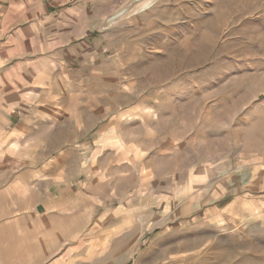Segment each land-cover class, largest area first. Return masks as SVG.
<instances>
[{
  "label": "rangeland",
  "instance_id": "1",
  "mask_svg": "<svg viewBox=\"0 0 264 264\" xmlns=\"http://www.w3.org/2000/svg\"><path fill=\"white\" fill-rule=\"evenodd\" d=\"M40 6L47 37L62 38L68 53L58 62L65 80L43 94L87 102L88 112L102 107L105 123L92 130L90 121L87 138L109 126L111 143L115 116L113 142L126 162L111 168L137 171L119 174L118 196L99 209L118 211L105 226L123 231L103 264L132 237L135 255L123 264H264V0H153L144 12L135 0ZM171 16L179 19L165 27ZM67 126L60 120L40 142L83 145ZM171 146L172 156L159 154ZM208 238L196 257L194 243Z\"/></svg>",
  "mask_w": 264,
  "mask_h": 264
},
{
  "label": "crops",
  "instance_id": "2",
  "mask_svg": "<svg viewBox=\"0 0 264 264\" xmlns=\"http://www.w3.org/2000/svg\"><path fill=\"white\" fill-rule=\"evenodd\" d=\"M40 10V0H0V264H103L104 253L112 250L123 231H116L115 224L105 226L117 220L118 211L99 209L118 196L119 174L127 177L137 171L132 167L124 175L125 171L111 168L124 161L120 144L113 142L120 139L115 116L109 118L111 143L103 140L109 126L87 138L90 121L95 125L92 130L105 123L103 108L88 112L87 102H63L43 94L65 80L58 62L65 64L68 53L62 38L47 37L51 20L38 19ZM178 19L171 16L165 27ZM73 106L82 115L71 112ZM60 120L68 125L67 138H72L74 129L77 138L87 139L83 145L68 143L57 149L40 142L46 138L43 132L53 138ZM171 148L159 154L172 156ZM135 161L133 155L127 159ZM149 175L158 178L153 172ZM215 232L217 239L226 238L222 231ZM134 241L132 237L117 248L121 262L118 257L111 264H123L130 254L134 256ZM210 241L194 243L196 257L207 252Z\"/></svg>",
  "mask_w": 264,
  "mask_h": 264
},
{
  "label": "bare ground",
  "instance_id": "3",
  "mask_svg": "<svg viewBox=\"0 0 264 264\" xmlns=\"http://www.w3.org/2000/svg\"><path fill=\"white\" fill-rule=\"evenodd\" d=\"M135 2L137 4V11L139 12L148 10L153 4V0H135Z\"/></svg>",
  "mask_w": 264,
  "mask_h": 264
}]
</instances>
